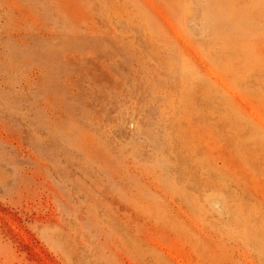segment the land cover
Here are the masks:
<instances>
[{
    "label": "rangeland",
    "instance_id": "374dc122",
    "mask_svg": "<svg viewBox=\"0 0 264 264\" xmlns=\"http://www.w3.org/2000/svg\"><path fill=\"white\" fill-rule=\"evenodd\" d=\"M0 264H264V0H0Z\"/></svg>",
    "mask_w": 264,
    "mask_h": 264
}]
</instances>
